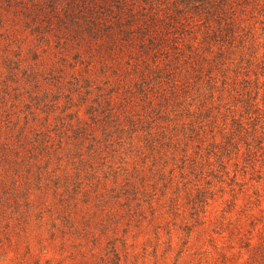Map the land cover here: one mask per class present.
<instances>
[{
	"label": "rangeland",
	"instance_id": "374dc122",
	"mask_svg": "<svg viewBox=\"0 0 264 264\" xmlns=\"http://www.w3.org/2000/svg\"><path fill=\"white\" fill-rule=\"evenodd\" d=\"M201 5L0 0L3 264L248 258L264 232V0Z\"/></svg>",
	"mask_w": 264,
	"mask_h": 264
},
{
	"label": "trees",
	"instance_id": "16d2710c",
	"mask_svg": "<svg viewBox=\"0 0 264 264\" xmlns=\"http://www.w3.org/2000/svg\"><path fill=\"white\" fill-rule=\"evenodd\" d=\"M186 4H193L194 6H202L201 4H212L214 6V9H212V11H214V13L218 12L221 14H223L225 12L226 6H225V0H183ZM224 3V5L222 6L221 3ZM199 5V6H198ZM210 11V9L208 10ZM235 24V19L234 21H232V24ZM231 22H226V24H224V22L220 23V27L223 29L227 28V27H231ZM23 213V210H22ZM1 224V222H0ZM4 227L5 229L3 230L4 233H8L7 229L9 227V224L6 223L5 225H0V229ZM20 232V230H19ZM22 232H24V230L22 229V231L20 232V236H23L24 233L22 234ZM8 237V236H7ZM10 241H12L11 239H9ZM11 244V243H9ZM7 244L4 242L2 244H0V249L5 250ZM9 246V245H8ZM242 246H245L246 249L249 252V256L246 259H242V255L239 254V256H233L232 259L230 258V262H228V264H264V232L260 233V237L257 240H253L252 237H249V239L246 241V243ZM8 248V247H7ZM18 259V263L19 264H28V258H24L23 257H19V256H15ZM9 257V253L6 255L5 259L8 260ZM0 264H3L0 261Z\"/></svg>",
	"mask_w": 264,
	"mask_h": 264
}]
</instances>
